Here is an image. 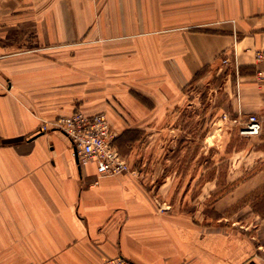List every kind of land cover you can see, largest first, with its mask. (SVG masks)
I'll use <instances>...</instances> for the list:
<instances>
[{
  "label": "crops",
  "instance_id": "0c3cea01",
  "mask_svg": "<svg viewBox=\"0 0 264 264\" xmlns=\"http://www.w3.org/2000/svg\"><path fill=\"white\" fill-rule=\"evenodd\" d=\"M223 55L243 71L234 113L264 115V0H0V264H264V216L195 226L159 208L168 181L97 178L51 127L80 111L115 135L166 128Z\"/></svg>",
  "mask_w": 264,
  "mask_h": 264
},
{
  "label": "rangeland",
  "instance_id": "374dc122",
  "mask_svg": "<svg viewBox=\"0 0 264 264\" xmlns=\"http://www.w3.org/2000/svg\"><path fill=\"white\" fill-rule=\"evenodd\" d=\"M239 75L222 63L204 68L183 89L166 128L113 134L115 148L149 191L169 182L160 209L171 206L178 218L210 231L243 234L264 216V115L234 113ZM252 115L261 132L241 135Z\"/></svg>",
  "mask_w": 264,
  "mask_h": 264
},
{
  "label": "built area",
  "instance_id": "2783aa9c",
  "mask_svg": "<svg viewBox=\"0 0 264 264\" xmlns=\"http://www.w3.org/2000/svg\"><path fill=\"white\" fill-rule=\"evenodd\" d=\"M261 59V56L258 57ZM222 65H230V58L223 55ZM236 73L238 68L235 67ZM65 134L71 142L73 156L81 165L94 164L97 178L114 177L135 174L129 163L114 146V134L108 118L103 113L87 116L80 111L70 116L59 117L51 126ZM41 132L48 130L43 123ZM262 130V122L255 115L249 116L246 124L240 130L244 136H256ZM111 264H126L116 260Z\"/></svg>",
  "mask_w": 264,
  "mask_h": 264
},
{
  "label": "trees",
  "instance_id": "16d2710c",
  "mask_svg": "<svg viewBox=\"0 0 264 264\" xmlns=\"http://www.w3.org/2000/svg\"><path fill=\"white\" fill-rule=\"evenodd\" d=\"M202 71H203V70L199 71V72L195 75L193 81H194L195 79H197V78L201 75V72H202ZM242 73H243V71L240 70V75H241Z\"/></svg>",
  "mask_w": 264,
  "mask_h": 264
},
{
  "label": "water",
  "instance_id": "95a60500",
  "mask_svg": "<svg viewBox=\"0 0 264 264\" xmlns=\"http://www.w3.org/2000/svg\"><path fill=\"white\" fill-rule=\"evenodd\" d=\"M76 162L78 163V160L75 158Z\"/></svg>",
  "mask_w": 264,
  "mask_h": 264
}]
</instances>
